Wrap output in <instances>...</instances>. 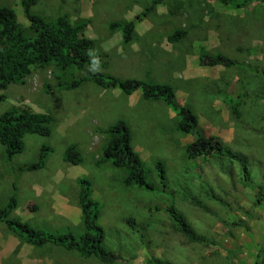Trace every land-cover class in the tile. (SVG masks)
Returning <instances> with one entry per match:
<instances>
[{
    "label": "rangeland",
    "instance_id": "1",
    "mask_svg": "<svg viewBox=\"0 0 264 264\" xmlns=\"http://www.w3.org/2000/svg\"><path fill=\"white\" fill-rule=\"evenodd\" d=\"M149 0H39L33 12L47 21L66 17L86 22L81 41L95 42L98 70L121 79L154 81L172 86L175 102L197 120L191 133L177 131L175 114L162 102H146L116 90L86 84L72 91H46L55 82L52 69H37L24 84L0 91V115L16 108L50 116L52 135H27L25 151L6 160L0 143V207L16 185L19 207L13 214L51 232L82 231L80 178L93 184L101 205L99 223L106 245L120 259L113 264H264V3L243 8L222 0H173L136 25L130 45L123 44L113 22L131 21ZM28 27L20 0H0ZM186 36L177 43L175 32ZM225 56L235 67L212 64ZM230 97L234 102H230ZM123 119L133 133V148L146 163L149 179L158 184L154 165L167 168L165 193L127 188L125 170L97 167L107 129ZM215 136L247 162L249 183L241 167L229 160H189L185 147L199 137ZM54 149L44 169L18 173L38 160L40 148ZM75 145L83 161H64ZM195 198L209 212L195 206ZM173 206L204 241L191 243L170 217ZM0 264H103L77 253L46 246L34 248L0 224Z\"/></svg>",
    "mask_w": 264,
    "mask_h": 264
},
{
    "label": "trees",
    "instance_id": "2",
    "mask_svg": "<svg viewBox=\"0 0 264 264\" xmlns=\"http://www.w3.org/2000/svg\"><path fill=\"white\" fill-rule=\"evenodd\" d=\"M39 0H20V6L28 27L18 22L16 12L9 7H0V91L12 85L24 84L25 80L37 69H52L55 82L46 85V91H72L86 84H94L104 90H116L130 97L141 94L146 102H162L176 117L177 131L191 133L197 128V120L187 107L178 106L175 93L169 84L138 79H121L114 75L99 71V52L95 42L81 41L79 36L86 28V22L70 23L66 17L47 21L33 12ZM149 6L136 16L134 20L113 22L109 28L120 31L124 45H130L135 37L136 25L150 13L173 0H149ZM225 5L243 8L251 3H264V0H222ZM186 36L185 32H175L169 37L171 43H177ZM210 63L225 67H235L236 62L225 56L209 58ZM6 99L0 96V102ZM230 102H234L228 97ZM50 116L38 115L27 108L13 107L0 115V143L4 147L6 160L11 162L14 157L25 151L27 135L48 138L52 135ZM106 136L97 167L109 165L114 169L125 170L124 186L136 187L145 192L165 193L168 188L167 168L163 161L158 160L155 173L158 184L149 179L150 171L146 163L133 148V133L123 119H117L107 129L99 130ZM54 149L47 144L40 148L38 160L20 167L18 173L37 172L45 168L48 157ZM189 160L205 157H217L237 163L242 169L244 182L249 183V171L244 157L223 144L220 138L199 137L185 147ZM64 161L79 165L83 159L75 145L66 149ZM79 206L82 214V231L72 230L51 232L44 228H36L13 214L19 207L17 187L13 184L14 194L6 204L0 207V224H4L20 241L34 248L54 246L68 252L77 253L84 259H97L103 264H113L120 257L106 245V232L99 223L101 205L92 197L93 184L87 178H80ZM195 206L206 212L209 210L195 198L191 199ZM168 213L178 226L181 233L191 243L203 242L199 236L173 206ZM264 261V258L262 259Z\"/></svg>",
    "mask_w": 264,
    "mask_h": 264
},
{
    "label": "crops",
    "instance_id": "3",
    "mask_svg": "<svg viewBox=\"0 0 264 264\" xmlns=\"http://www.w3.org/2000/svg\"><path fill=\"white\" fill-rule=\"evenodd\" d=\"M13 234V233H12ZM14 235V234H13ZM15 236V235H14ZM16 237V236H15ZM17 238V237H16ZM18 239V238H17Z\"/></svg>",
    "mask_w": 264,
    "mask_h": 264
}]
</instances>
